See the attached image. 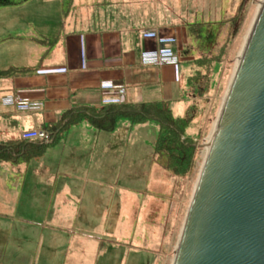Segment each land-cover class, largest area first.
<instances>
[{
	"label": "crops",
	"instance_id": "0c3cea01",
	"mask_svg": "<svg viewBox=\"0 0 264 264\" xmlns=\"http://www.w3.org/2000/svg\"><path fill=\"white\" fill-rule=\"evenodd\" d=\"M80 2L75 0L61 17L62 0H26L4 7L0 69L36 66L38 70L0 79L1 140L21 139L23 131L34 128L46 129V124L58 122L79 106L170 101L173 112L175 104L181 112L191 105L183 94L180 64L143 62L146 52H177L187 41L186 18L172 14L176 6L160 8L158 1L152 5L153 16L145 20L130 17L127 5L117 9L116 0L104 2L112 4L111 12L108 9L98 16L106 25L93 27L90 21L95 14L91 20L83 18ZM98 3L103 2L90 0L88 7ZM56 27L58 32L53 33ZM54 36L58 40L52 46L40 42ZM37 45L46 46L45 56L37 55ZM18 97L25 103H19ZM148 123L123 119L117 130L108 132L81 122L41 157L0 161V214L8 217L0 223L4 226L0 234L12 239L14 263L10 264H22L24 258L28 264L79 263L80 256L93 255L100 242L106 248L110 242L117 245L109 236L113 232L108 226L109 191H120L118 227L126 229L136 212V195L120 182L136 181L137 170L134 165L124 167V160L128 149L143 148L139 138L131 141L133 134L149 129L155 142L157 125ZM143 204L149 207L148 200ZM102 230L107 239L99 238Z\"/></svg>",
	"mask_w": 264,
	"mask_h": 264
},
{
	"label": "rangeland",
	"instance_id": "374dc122",
	"mask_svg": "<svg viewBox=\"0 0 264 264\" xmlns=\"http://www.w3.org/2000/svg\"><path fill=\"white\" fill-rule=\"evenodd\" d=\"M79 10L83 11V18L91 20L90 24L106 25L105 21L99 22L98 16L104 11L111 12L110 5L102 1L94 7H88L90 0H80ZM119 9L120 6L127 5L130 11V17H141L145 20L153 16V6L160 2V8L168 9L169 6H176V11L172 14L175 18L192 19L198 15L200 19L223 20L226 21L239 13L243 0H116ZM249 1V2H248ZM244 6L242 23L236 30L230 23L219 26L218 41L221 48H226L223 61L216 66L215 74L212 79V90L205 96H190V106L196 107L195 119L189 127L190 134L197 145L194 164L185 178H177L167 172L162 164L154 159V136L149 135V129L146 132L139 133L131 137V141L139 138L143 143L141 150L128 149L124 160V167L134 165L136 167L135 175L137 180L131 182H120L128 185L135 193L134 212L126 229L118 227L119 208L118 201L121 197L119 189L109 191L108 203L111 206L108 218L109 236L114 243L100 242L96 246L93 255L80 256L79 263L73 264H172L177 249L179 237L186 217L188 206L200 173L204 160L207 156V141L212 139L216 127L217 119L220 113L222 103L228 90L235 68L240 59L242 48L248 38L250 28L254 22L257 11L263 0H247ZM153 5V6H152ZM0 8V31L4 25L3 16L5 8ZM121 7L120 10H123ZM179 10V11H178ZM99 11V12H98ZM63 7H60L59 16H62ZM95 12V13H94ZM74 10L69 14V21L74 17ZM185 19V20H186ZM56 27L53 33L58 32ZM187 41L184 43L186 44ZM1 46V45H0ZM41 57L46 55V46L37 45ZM184 46V45H183ZM43 53V54H42ZM194 63L182 62L183 67V85L187 76L196 70ZM157 65V64H154ZM174 65V64H172ZM161 66V65H160ZM189 106V107H190ZM188 107V108H189ZM188 109L178 112L177 104L174 105V114L184 116ZM154 124V123H148ZM188 130V131H189ZM142 178V180H141ZM122 180V179H121ZM13 180H10V182ZM156 181H159L158 183ZM149 201V207H145L143 202ZM138 201V204L137 203ZM141 201V204H140ZM1 211V210H0ZM1 213V212H0ZM7 216L0 214V223ZM99 216H96L98 221ZM116 219L115 223L113 220ZM3 224V223H2ZM1 227H4L0 225ZM9 228V227H7ZM99 238L104 240L108 237L105 231H100ZM109 239V240H110ZM0 264H10L13 262L11 245L12 239L9 236L0 234ZM122 243V245H119ZM123 246V247H122ZM112 247V248H111ZM121 250V251H120ZM14 256V255H13ZM82 257V258H81ZM6 261L4 263L3 261ZM27 262V258H24ZM22 260V264H28ZM68 264H72L69 262Z\"/></svg>",
	"mask_w": 264,
	"mask_h": 264
},
{
	"label": "water",
	"instance_id": "95a60500",
	"mask_svg": "<svg viewBox=\"0 0 264 264\" xmlns=\"http://www.w3.org/2000/svg\"><path fill=\"white\" fill-rule=\"evenodd\" d=\"M172 264H264V0L222 103Z\"/></svg>",
	"mask_w": 264,
	"mask_h": 264
},
{
	"label": "trees",
	"instance_id": "16d2710c",
	"mask_svg": "<svg viewBox=\"0 0 264 264\" xmlns=\"http://www.w3.org/2000/svg\"><path fill=\"white\" fill-rule=\"evenodd\" d=\"M26 0H0V8L16 5ZM75 0H62L64 15L72 8ZM249 2V1H248ZM243 0L239 13L230 19L206 20L195 15L192 19H186L183 26L186 28L187 43L180 50L181 62L194 63L196 70L191 72L183 89L184 97L205 96L212 90V79L216 66L223 61L226 48H221L217 31L219 26L225 23L236 30L242 23L244 6L248 3ZM58 38L45 37L40 39L49 46L57 42ZM36 66H10L0 69V79L15 78L31 75L37 72ZM196 107L190 106L184 116H176L170 101H154L147 103H112L101 107L79 106L68 110L62 118L55 123L46 124L44 128L54 134L52 142L26 141L22 139H0V161L30 160L41 157L48 146L56 143L67 134L68 130L81 122H87L92 127L112 132L117 130L120 121L126 119L131 123L143 124L154 122L157 125V136L154 143V159L162 164V167L177 178H185L194 164L197 150L196 142L188 130L195 119Z\"/></svg>",
	"mask_w": 264,
	"mask_h": 264
},
{
	"label": "built area",
	"instance_id": "2783aa9c",
	"mask_svg": "<svg viewBox=\"0 0 264 264\" xmlns=\"http://www.w3.org/2000/svg\"><path fill=\"white\" fill-rule=\"evenodd\" d=\"M147 53V54H146ZM145 55L143 56L144 58V63L146 64H157V65H166V64H178L180 61V56L177 52H174L170 49H161L159 51H154V52H146ZM124 91V90H122ZM19 103H25L21 99V97L17 98ZM11 103H15L16 99L11 100ZM21 138L24 140H41V141H46L50 142L52 141L53 137L50 132L39 129V128H34L31 130H27L22 132ZM212 140V139H211ZM211 140L209 139L206 143L207 146L205 149H207V152L209 151L210 148V142Z\"/></svg>",
	"mask_w": 264,
	"mask_h": 264
},
{
	"label": "bare ground",
	"instance_id": "6f19581e",
	"mask_svg": "<svg viewBox=\"0 0 264 264\" xmlns=\"http://www.w3.org/2000/svg\"><path fill=\"white\" fill-rule=\"evenodd\" d=\"M251 29V28H250Z\"/></svg>",
	"mask_w": 264,
	"mask_h": 264
}]
</instances>
